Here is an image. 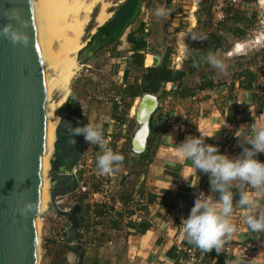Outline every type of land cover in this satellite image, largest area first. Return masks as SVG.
I'll use <instances>...</instances> for the list:
<instances>
[{"label":"crops","instance_id":"0c3cea01","mask_svg":"<svg viewBox=\"0 0 264 264\" xmlns=\"http://www.w3.org/2000/svg\"><path fill=\"white\" fill-rule=\"evenodd\" d=\"M194 2L197 7L193 20L195 26L193 23L188 26V10ZM158 7L166 9V14L157 16L155 10ZM144 13L146 14L144 15ZM150 14H152V18ZM210 18L209 3L203 4L202 0H143L141 14L126 33L137 31L139 28L151 29L152 36L143 33L139 37L140 40L146 42L145 46L134 50L132 43L127 39V34L125 38L122 37L108 46L111 47V57L115 58L117 63L115 68L118 64L120 65V74L124 78V83L119 82L120 86L112 90L113 96H120L122 99L120 102L114 100L113 113L126 114L124 122L112 118L121 131L118 138L115 137L116 130L113 134L115 139H121L120 154L128 157V154L123 151V145L128 136L126 127L134 121V114L143 93L132 98L127 95L121 96L117 90L127 88L129 85L141 84L142 75L146 73L148 66H152L154 54H159L161 57L160 63L155 66H159L166 60L168 67L174 72L187 69L188 59L191 55L187 47V40L190 39L193 32L208 38L216 29L210 26ZM155 34L162 37L156 43L159 44L156 47L150 45L153 44L151 40ZM245 40L236 42L228 53V57L244 54L250 46L242 44ZM202 41L200 40L197 49L200 48ZM136 51L143 54L144 64L130 68L128 57ZM169 51L170 53H168ZM177 52L183 59L180 65L175 68L172 62ZM260 56L257 59L247 60L245 63L237 62L236 65L226 64L227 59L223 60L227 67L224 71L215 69L213 77L215 85L211 88L195 90L187 96L179 94L181 84L177 81L163 82V86L156 93L159 95V114L154 120L156 130H162L163 133L159 134L158 131L156 133L154 131L151 149L144 159L128 158V161L135 162L133 167L130 166V162L126 164L127 167L126 165L119 167V169L122 168V171L119 178L116 179L118 188L115 194L123 203V208L117 212L118 215L115 217L102 216L97 221V229L93 234L89 235L80 231L79 240L84 245L87 240L91 244L85 245V247L97 251L101 259L104 251L109 247L111 248L110 252L113 253L121 238L125 236L123 239L127 244V264H189L187 257L191 252H197L204 264H234L239 256L244 257L242 252L245 251V247L252 245L254 248L253 258L259 257L257 260L264 263V233L263 231H251L245 223L246 212L252 211L257 215L264 213V191H256L248 186H245L244 190L254 198L256 208L249 210L235 207L234 204L231 221L236 226V231L231 236V244L234 247L231 252L227 253L223 250L217 252L215 249L205 252L185 239L181 222L189 214L196 196L203 192L205 195L217 199L219 194L210 192L209 175L197 170L190 160L181 156L178 150V145L184 142L186 137L201 134L206 136L205 143L217 145L221 153L235 157L242 151L243 145L239 143L241 138L237 135L242 137L250 135V126L254 120L256 123H264V84L262 95L261 92L255 91V84L261 82ZM84 64L86 65L85 62ZM195 77L198 78V76ZM259 88L261 89V85ZM194 94L197 97L190 102L193 108L191 110L194 112L193 118L186 120V126L173 125L180 121L183 111H185L183 107L176 106L175 100L188 98ZM167 98L172 100H170V107L166 109L167 112L164 115L163 103H167ZM238 98L251 106L250 118L245 121H239L236 118ZM127 102L131 105L126 107L124 103ZM115 106L116 110L114 111ZM83 116L84 121V112ZM122 125H126L125 128L121 127ZM138 157L141 158V156ZM257 158L264 161V153H258ZM121 178H124L122 188L119 184ZM127 185L129 187H126ZM135 191L145 192L149 195V206L144 209L145 216L141 220L128 218L129 211L124 206V203ZM233 192L235 193V202L239 198L238 190L234 188ZM81 216L84 222L83 228H86L88 212L84 205ZM258 245L259 248L256 247ZM44 248L46 249V247Z\"/></svg>","mask_w":264,"mask_h":264},{"label":"water","instance_id":"95a60500","mask_svg":"<svg viewBox=\"0 0 264 264\" xmlns=\"http://www.w3.org/2000/svg\"><path fill=\"white\" fill-rule=\"evenodd\" d=\"M210 0H202L203 4ZM264 8L262 0H258ZM143 9V0H122L112 15L99 25L82 48L84 61L101 49L121 39ZM7 26L9 34L2 29ZM23 35L25 41L10 38V33ZM159 54L152 56V66L160 63ZM46 71L41 56L35 0H0V264H37L39 211L24 213L28 202L41 201L42 159L47 146L48 104ZM159 114V95L145 92L140 96L130 138L131 150L146 155L148 140ZM84 123L79 117L59 111L55 140L49 158L48 211L63 216L64 246L75 254L72 264H82L85 245L79 240L83 227V204L75 200L63 206L64 198L79 187L76 166L83 156L85 141L77 137L68 142L66 128Z\"/></svg>","mask_w":264,"mask_h":264},{"label":"clouds","instance_id":"9594fccd","mask_svg":"<svg viewBox=\"0 0 264 264\" xmlns=\"http://www.w3.org/2000/svg\"><path fill=\"white\" fill-rule=\"evenodd\" d=\"M166 9L158 7L155 14H166ZM2 31L9 34L5 26ZM13 42L25 41L23 35L16 32L10 33ZM193 41L204 40L206 36L191 33ZM205 62L212 68L220 71L226 70L223 59L213 52H208L193 63ZM68 142L75 144L77 137L83 136L89 145H95L100 151L96 154V168L100 174H111L118 170L124 160V156L113 151L109 146L103 129L99 124L77 123L73 126L69 123L66 128ZM239 143L243 145L242 151L235 157L221 153L217 145L204 142L206 136H188L180 145L179 153L182 157L190 160L195 168L207 173L210 181V192L218 193V198L213 199L210 195L199 193L194 200L187 217L182 219V232L190 243L205 252L215 249L222 250L226 238H231L236 231V226L231 221V214L235 207L256 208V202L247 191L248 186L256 191H264V161L257 158L258 153H264V123H256L250 126V135L240 136ZM186 178V177H185ZM238 190L239 198L234 202L233 189ZM43 211L42 202H28L21 209L27 213L31 211ZM245 223L253 232L264 231V213L259 215L252 211L245 213ZM71 261L72 257L69 255Z\"/></svg>","mask_w":264,"mask_h":264},{"label":"rangeland","instance_id":"374dc122","mask_svg":"<svg viewBox=\"0 0 264 264\" xmlns=\"http://www.w3.org/2000/svg\"><path fill=\"white\" fill-rule=\"evenodd\" d=\"M37 4H40L39 7H41V10H44V13L42 11V19L41 24L42 28L46 26L48 27V24L51 22V24H54L55 20L60 19V16L58 14L57 9L55 8L58 6V3H60L62 0H36ZM39 1V2H38ZM64 1V0H63ZM62 1V2H63ZM66 1V0H65ZM70 4L74 2V0H67ZM81 3V6L90 8V11L88 12L87 21L84 24L83 32L80 35V42L82 43V47L79 49L77 54V61L79 68L76 72V75L72 79L70 83V91L66 98V100L60 105L56 106V100L58 98V92L55 90H47V106L49 111V119L55 120L57 118V113L61 111V106L67 101L70 94H72L73 100L80 104L82 111L84 112V115L91 121L93 124H99L103 132L106 130L112 120V113H113V103L115 102L114 97L112 94V90H115L119 85L118 75L115 73V65L116 60L115 58L111 57L110 55V48L111 47H105L102 49L96 57H93L89 60H87L84 64V56L82 51V48L86 46L87 43L90 42L92 35L97 30L101 22L98 19V15L100 11L104 8V17L105 20L109 18L112 13L115 11V9L118 7V5L121 3L122 0H79ZM103 7V8H102ZM55 14L53 13L54 10ZM52 10V11H49ZM199 10H201L199 8ZM264 8L259 4V2H254L253 7L250 12H255L257 17L255 24L252 27L251 33L249 37L242 42V44H249L248 50L245 51V57L242 59H239V55H233L231 57H226L227 61L226 64H233L236 65L238 63H245L247 60L251 59H257V57H261V64L264 61V50L262 47H264V41L261 42V28L264 24V19L261 16L263 14ZM52 12V14H51ZM48 13V14H47ZM50 13V14H49ZM58 14V15H56ZM71 14V13H70ZM146 13H144L145 15ZM165 15V14H164ZM56 16L52 19L49 17ZM152 14H150V17ZM158 16V15H157ZM163 16V15H160ZM58 17V18H57ZM48 18L50 20H48ZM89 18V19H88ZM152 18V17H151ZM166 18V17H164ZM52 19V20H51ZM104 20V21H105ZM152 26V24H151ZM131 29V26L128 28L127 32ZM164 29V28H163ZM156 32V31H155ZM126 34L123 36V38L126 37ZM154 35L151 42L153 44H150L151 46L156 47L159 44L158 41L162 39L161 36ZM46 38V37H45ZM40 46V45H39ZM256 48L261 47V52L257 53L255 52L254 47ZM43 65L45 68V75L47 78V74L49 75V72L47 68L45 67L44 58L41 52ZM251 56V57H250ZM84 64V66H83ZM47 80V79H46ZM124 105L130 106V103H124ZM170 107V104L163 103V108L168 109ZM130 117V116H129ZM135 117V114H134ZM131 127L129 126L128 129L126 128V134L127 140L132 134L133 126L135 125L134 121L131 123ZM115 125H113L114 127ZM120 127H116V134L115 137L118 138L120 136L121 131L119 129ZM124 142V148L123 151H127L128 148V141ZM47 161V160H46ZM127 167V165H126ZM50 172L49 169H47L46 177H49ZM124 181V178H121L119 180L120 187L122 188V183ZM131 183V181H129ZM128 184V183H127ZM130 185V184H129ZM82 197L78 194H73L71 196H68L63 199L62 205L68 206L72 204L75 200H78L77 198ZM57 213L53 211L47 212V217L49 218L44 225L40 227V239H39V259L37 264H72L74 262L75 254L68 249H64V241L60 240V230L62 225L67 226V221H65V218L59 214L55 215ZM120 245L125 242L123 237L119 241ZM45 245V246H44ZM46 247V249L44 248ZM109 247L106 249L103 254V257L101 258L102 262H106L107 259L114 260L115 258V249L113 250V253H111ZM113 249V248H112ZM246 251V250H245ZM69 255H71L72 260L70 261L68 259ZM261 257V256H260ZM235 261L234 264H264L261 263V260L258 261L253 258L251 252L248 251V253L241 258ZM128 259V257H127Z\"/></svg>","mask_w":264,"mask_h":264},{"label":"built area","instance_id":"2783aa9c","mask_svg":"<svg viewBox=\"0 0 264 264\" xmlns=\"http://www.w3.org/2000/svg\"><path fill=\"white\" fill-rule=\"evenodd\" d=\"M253 2L248 0H210L209 8H210V26L213 28L218 27L221 23H225L229 20L231 12L233 10H251L253 7ZM197 10L196 3L194 2L191 8L188 10V26L193 23L195 26L194 14ZM264 19V14L261 15ZM148 41V40H147ZM264 41V24L261 28V42ZM149 48V47H148ZM183 57L179 52H177L176 56L173 59V67L177 68ZM84 66V64H83ZM120 65H117L115 73L118 75V80L121 84L124 83V78L120 74ZM260 80L261 82H257L255 84V91L263 93L262 86L264 84V61L261 64V69H259ZM261 85V89L259 86ZM196 95H191L188 98H179L175 100L176 106L183 107L185 111H183V117L180 121L175 122L173 125L176 126H186L185 122L188 118H193L194 112L193 108L190 105L192 100L196 99ZM171 98V97H169ZM167 98L166 104H170V100ZM116 102H120L122 99L120 96L114 97ZM264 99V98H263ZM162 106V105H160ZM237 111L236 118L239 121H245L250 118V105L244 102L242 99L238 98L236 101ZM192 109V110H191ZM163 113L166 115V108H163ZM89 118V117H88ZM85 116L84 123H88L89 119ZM177 121V120H176ZM113 125H115L113 127ZM126 125H122L121 127L125 128ZM117 127L116 122L112 119L111 124L104 131V135L109 142V146L113 149V151L119 152L121 151L122 142L121 139H115L113 134L115 133V128ZM100 151L99 148L95 145H89L85 142L83 156L78 162L76 166V172L79 178V187L76 194L82 197V204L85 207V210L88 212V218L86 221V228L82 227V231L93 234L95 229H97L96 223L99 219L104 217H115L117 212L123 208V203L119 200L115 194L117 187L116 179L119 178L121 169L114 171L111 174H100L99 170L96 168V154ZM125 208L129 211L127 214L128 218H135L141 220L144 218V209L149 206V195L148 193L135 191L131 194L130 198L127 202L124 203ZM48 209L47 207L40 211L37 215V219L40 223V227L45 224V222L49 219L47 217ZM57 215V214H55ZM66 221V219H65ZM84 223V222H83ZM61 236L60 240H65V226L62 225L60 230ZM86 246L91 245L90 241L87 240L85 243ZM259 248V245L256 246ZM262 247V245H261ZM233 246L231 244V238H226L223 244L222 250L227 253L233 250ZM246 251L242 252V255L245 256L248 251L251 254H254V248L252 245H247L245 247ZM189 264H204L202 259L198 256L197 252H191L187 257Z\"/></svg>","mask_w":264,"mask_h":264},{"label":"trees","instance_id":"16d2710c","mask_svg":"<svg viewBox=\"0 0 264 264\" xmlns=\"http://www.w3.org/2000/svg\"><path fill=\"white\" fill-rule=\"evenodd\" d=\"M248 1L257 2L258 0ZM256 17V13L250 12L249 10H233L229 17V20L225 23H221L218 27H216L215 31H213L208 38L202 41L200 48L197 49L200 40H187V47L191 53L188 59L187 69H180L174 72L168 67V63L165 60L159 66H148L146 73L142 75L141 84L129 85L127 88L118 89L117 92L121 94V96L127 95L132 98H135L141 93L145 92L158 93L163 86V82L169 80L177 81L179 84H181L179 90V94L181 96H187L195 90H203L205 88L213 87L215 85L213 79L215 75V68H212L205 62H200L194 65L193 60L199 59L201 56L206 55L208 52L217 54L223 60L227 59L226 57L228 56L230 50L233 48L234 44L249 37L252 27L255 24ZM143 33H148L150 36H152L153 31L151 29L145 30L139 28L137 31H130L127 34V39L132 43L134 50H138L145 46L146 42L139 39V37H141ZM256 47L257 46H255L254 49L257 54L261 52V47ZM262 49L264 50V47H262ZM81 52L82 51H80V53ZM168 53H170V51ZM245 56V54H242L239 56V59H242ZM128 61L130 68L135 66H143L144 56L141 52L136 51L132 56L128 57ZM195 76H198V78H196ZM115 108L116 106L114 107V111L116 110ZM60 110L73 114L79 117L81 120H83L84 118L82 108L80 104L76 103L73 100L72 94L69 95L67 101L61 106ZM112 118L116 121L124 122L126 119V114L122 113L120 115H117L116 113H113ZM154 131L155 133L158 131L159 134L163 133L162 130H156L155 127ZM123 156L124 160L120 166L129 163L128 157L126 155ZM126 187L129 186L127 185ZM77 199L80 202L83 201L79 197ZM64 249L66 250L67 248L64 246ZM82 264H127V244L126 242H124L120 245L119 242L115 247L114 260L107 259V261L104 263L99 258L97 251L90 250L88 249V247H85V256Z\"/></svg>","mask_w":264,"mask_h":264},{"label":"bare ground","instance_id":"6f19581e","mask_svg":"<svg viewBox=\"0 0 264 264\" xmlns=\"http://www.w3.org/2000/svg\"><path fill=\"white\" fill-rule=\"evenodd\" d=\"M62 1L58 3L59 7H55L57 11L53 9L54 14L55 11L58 12L60 19L55 20L54 24H51L50 22L48 27L46 26V28H42V24L40 22L43 15L42 11L44 13V10H41V7H39L40 4H37V1L35 0V18L38 41L40 51L42 52L44 58L45 67L49 72V75L47 74L46 78L47 90L51 89L58 92L56 106H60L66 100L70 91V83L79 68L77 54L79 49L83 46L80 42V35L83 32L84 24L87 21L88 12L90 11V8L81 6L79 0H74L71 4L67 0ZM262 2L264 4V0H262ZM104 14L103 8L98 15V19L101 22H104L106 18L104 17ZM54 17L56 19V16L49 18L53 19ZM49 18L48 20H50ZM55 127L56 121L48 118L47 146L42 159L43 184L41 202L43 209L47 207V203L49 201V179L46 177V172L50 166L49 158L53 151ZM37 232L38 239H40V223L38 219Z\"/></svg>","mask_w":264,"mask_h":264},{"label":"flooded vegetation","instance_id":"af4514ba","mask_svg":"<svg viewBox=\"0 0 264 264\" xmlns=\"http://www.w3.org/2000/svg\"><path fill=\"white\" fill-rule=\"evenodd\" d=\"M104 49V48H103ZM102 50V49H101ZM100 50V51H101ZM99 51V52H100ZM98 52V53H99ZM98 53L97 54H95L93 57H96L97 55H98ZM92 57V58H93ZM131 127V124L130 125H127V129H128V127ZM134 127V126H133ZM153 135H154V128H153V132H152V134H151V136H150V138H149V140H148V145H147V147H146V150H147V152H146V155L145 156H142V155H139V154H137V153H135V152H133L132 150H131V145H130V138H131V136L128 138V140H127V138H126V140L128 141V148H127V151H126V153L128 154V158H130V159H133V158H135L136 160H142V159H144L147 155H148V153H149V151H150V149H151V145H152V137H153ZM138 156H141V158H139ZM129 159V160H130ZM130 162V166H132L133 167V164H135V162L134 161H132V160H130L129 161ZM81 215H82V212H81Z\"/></svg>","mask_w":264,"mask_h":264}]
</instances>
